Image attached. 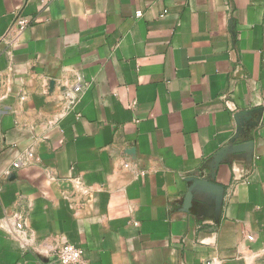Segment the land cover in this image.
Here are the masks:
<instances>
[{
  "label": "crops",
  "instance_id": "0c3cea01",
  "mask_svg": "<svg viewBox=\"0 0 264 264\" xmlns=\"http://www.w3.org/2000/svg\"><path fill=\"white\" fill-rule=\"evenodd\" d=\"M65 242L264 264V0H0V264Z\"/></svg>",
  "mask_w": 264,
  "mask_h": 264
},
{
  "label": "built area",
  "instance_id": "2783aa9c",
  "mask_svg": "<svg viewBox=\"0 0 264 264\" xmlns=\"http://www.w3.org/2000/svg\"><path fill=\"white\" fill-rule=\"evenodd\" d=\"M136 14L140 15L141 12L138 11ZM16 25L20 31L24 30L29 25V20L24 17L17 18ZM18 166L19 164L16 162L14 167ZM82 257L83 249L69 242H65L59 246L53 255L54 261L57 264H79L82 261Z\"/></svg>",
  "mask_w": 264,
  "mask_h": 264
}]
</instances>
